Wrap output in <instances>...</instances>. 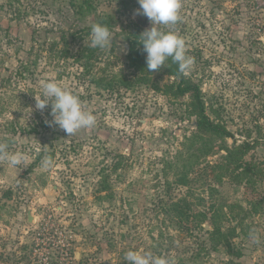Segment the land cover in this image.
<instances>
[{"label":"rangeland","instance_id":"1","mask_svg":"<svg viewBox=\"0 0 264 264\" xmlns=\"http://www.w3.org/2000/svg\"><path fill=\"white\" fill-rule=\"evenodd\" d=\"M180 4L178 21L158 27L184 39L194 60L186 75L199 85L210 118L233 134L224 141L255 143L249 157L264 167V0ZM138 9L137 0H79L76 7L72 0H0V141L7 134L5 122L36 117L42 80L68 88L96 118L93 127L73 135L55 124L37 135L7 134L13 139L8 151L28 159L26 166L13 167L0 158V264H34L36 244L51 248L55 258L63 243L82 257L77 264H127L129 250L168 257L173 264H264V208L230 238L234 250L219 251L209 248L205 229L190 222L182 227L171 211L181 197L196 205L199 195L212 198L210 185L220 191L215 199L239 200L246 207L247 198L260 199L228 178L216 181L211 166L222 160L223 151L191 148L189 137L196 131L195 117L186 111L191 95L176 99L164 93L179 78L163 68L150 73L149 83L103 89L92 82L100 76L135 82L138 73L124 44L140 40L152 27L138 22L145 17ZM99 16L110 19L115 43L80 56L91 46V27ZM62 35L70 56L59 59L50 48ZM64 45L60 42L59 49ZM39 111L51 115V105ZM42 148L56 150L51 168L32 166L34 150ZM118 160L122 165L114 172ZM102 172L113 184L111 197L98 196ZM184 174L188 185L177 182ZM259 189L264 195V184ZM252 232L258 242L250 239Z\"/></svg>","mask_w":264,"mask_h":264},{"label":"trees","instance_id":"2","mask_svg":"<svg viewBox=\"0 0 264 264\" xmlns=\"http://www.w3.org/2000/svg\"><path fill=\"white\" fill-rule=\"evenodd\" d=\"M78 1L79 0H72L74 7L78 5ZM82 1L85 3L88 2V0ZM126 2L127 1H123V3ZM107 18L106 16L100 17L98 23L107 25L108 28H110V19ZM76 35L77 31H73L72 36L74 37ZM139 41V39L133 40L132 44H130L129 52L127 53L130 66L138 73L135 76L134 83L124 76L94 77L92 82L103 89H113L118 83H123L127 86H131L136 82L149 83L152 79L150 78L151 72L147 70L146 65L147 53L144 51L143 45L140 44ZM60 42H65L62 49H59ZM113 43H115V39L112 37L111 44ZM45 49L46 46L44 45V50ZM50 49L52 53L54 52V56L59 59L70 56V47L65 35H62L59 41L51 43ZM96 49L97 48H93L90 45H86L83 50L80 51V56H88V52L90 54L89 57H91ZM22 66L23 68H27L25 63ZM163 68H166L167 74L179 78L178 83L166 85L164 93L170 94L176 99L183 98L187 94L191 95V100L186 107L188 117H195L194 126L196 127V131L189 137L190 140H194L191 148L195 147L196 151H202L204 154H210L214 150H221L224 152L222 160L211 166L216 181L218 183H223L224 179L228 178L233 184L241 185L247 190H251L255 195L257 194L260 196L259 200H257L256 197L252 199L247 198L249 207H246L247 205L239 200L230 202L221 197L215 199L214 197L218 196L220 191L217 187L210 185V195H212V198L199 195L196 198L199 203L196 205L188 196L181 197L177 201L171 203V211L182 227L186 229L189 228L187 222H190L194 228L197 226L205 229L208 235L207 242H209V248L212 251H219L224 247L234 250L230 238H235L239 235L238 227L244 226L246 218L250 217L252 214L259 213L262 208H264V195L259 193L260 185L264 184V167L260 166L261 162H259V160L249 157L250 152L255 148L256 144L250 141H244L241 144L229 146L224 139L233 138V134L227 127L214 122L207 114L206 103L199 85L193 82L186 74L180 73L178 65L174 63L171 58H168V60L165 61V66H162L159 70ZM156 88L159 89L158 82ZM52 120L53 117L50 115V111L42 113L38 110L36 117H31L28 122L8 121L4 123V128L7 134L13 133V136L16 134L20 136L24 134L37 135L42 133V128L52 126V123H50ZM7 134L2 136L0 142H8L9 144L13 141ZM215 140H222V143L216 145ZM215 146H218V149H216ZM34 155L35 160L32 166H36L44 155H48L53 159L56 155V150L47 148L35 149ZM119 157L122 158L123 155H119ZM121 165V160H118L115 162L112 171L118 172ZM188 181V174H184L179 177L177 182H180L182 185H188ZM99 185V197L105 198L108 194L110 197L112 196L111 190L113 189V184L109 181V173L102 172ZM228 221H236V225L228 226L226 225ZM207 222L210 228L206 227L205 224ZM234 254L240 257L242 253L236 251Z\"/></svg>","mask_w":264,"mask_h":264},{"label":"clouds","instance_id":"3","mask_svg":"<svg viewBox=\"0 0 264 264\" xmlns=\"http://www.w3.org/2000/svg\"><path fill=\"white\" fill-rule=\"evenodd\" d=\"M140 9L138 14L146 16L152 24L150 29L140 34L139 43L143 45L146 55V65L149 72L157 71L165 66V61L171 58L178 65V70L186 74L194 63L192 57L186 54V45L183 38L174 32L162 31L159 25H172L179 19L180 0H137ZM90 44L93 48L106 49L111 43V32L107 25L96 23L91 27ZM42 95L36 98V108L43 110L51 105L50 122L68 135H73L81 129L91 128L96 123L95 116L83 108L79 97L68 88L61 86L55 80H42L40 82ZM8 142H0V158L6 160L13 167L27 165V156L18 152H9ZM40 166L44 169L53 166V160L45 155ZM250 239L259 241L255 232L250 233ZM127 264H173L171 258L156 256L152 253L140 251H127L124 257Z\"/></svg>","mask_w":264,"mask_h":264},{"label":"built area","instance_id":"4","mask_svg":"<svg viewBox=\"0 0 264 264\" xmlns=\"http://www.w3.org/2000/svg\"><path fill=\"white\" fill-rule=\"evenodd\" d=\"M39 240V239H37ZM44 240V239H42ZM63 243V242H62ZM60 246V251L58 255H55V258L50 256L52 249L40 246V244H36V248L33 251L34 264H77L79 259L76 256V252H72L70 249V245L67 243H63Z\"/></svg>","mask_w":264,"mask_h":264},{"label":"flooded vegetation","instance_id":"5","mask_svg":"<svg viewBox=\"0 0 264 264\" xmlns=\"http://www.w3.org/2000/svg\"><path fill=\"white\" fill-rule=\"evenodd\" d=\"M141 25H143V26H147V25H149V19L148 20H146L145 19V17L143 18V19H140L139 21H138ZM129 49H130V46H129ZM129 51V50H128Z\"/></svg>","mask_w":264,"mask_h":264},{"label":"water","instance_id":"6","mask_svg":"<svg viewBox=\"0 0 264 264\" xmlns=\"http://www.w3.org/2000/svg\"><path fill=\"white\" fill-rule=\"evenodd\" d=\"M145 19L148 20V18L146 16H145ZM124 45H125V47L127 49H129V44L128 43H125ZM29 218H30V221H33V215L31 213L29 214ZM206 225L208 226V224H206Z\"/></svg>","mask_w":264,"mask_h":264},{"label":"crops","instance_id":"7","mask_svg":"<svg viewBox=\"0 0 264 264\" xmlns=\"http://www.w3.org/2000/svg\"><path fill=\"white\" fill-rule=\"evenodd\" d=\"M28 220L30 221L29 215H28ZM31 224H32V223H31ZM35 224H36V219L34 220L33 226H34ZM76 256H77V258L79 259V262H80L82 257H80L79 253H77V252H76Z\"/></svg>","mask_w":264,"mask_h":264}]
</instances>
